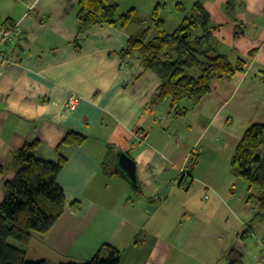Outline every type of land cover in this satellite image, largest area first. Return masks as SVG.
<instances>
[{"label":"crops","instance_id":"1","mask_svg":"<svg viewBox=\"0 0 264 264\" xmlns=\"http://www.w3.org/2000/svg\"><path fill=\"white\" fill-rule=\"evenodd\" d=\"M194 1L119 0L118 12L135 8L136 22L125 28L98 24L80 35L79 0H0V21L22 28L10 44L16 47L7 55L10 61L0 59V160L5 167L0 202L4 182L15 174V153L25 142L39 141L37 158L66 159L57 177L64 211L47 233H32L27 259L83 262L104 244L121 249V264H252L258 256L253 239L240 252L241 261L232 262L230 243L190 260L198 250L193 242L213 230L202 228L200 215L212 201L195 203L185 195L195 192L197 180L204 191L200 198H228L230 189L222 194L198 167L201 161L218 160L228 147L231 158L244 130L253 122L264 123V0H239L233 16L223 8L226 0H202L219 51L233 63L243 59L244 65L229 79H213L209 93L182 116L170 113V97L151 104L159 78L135 53L119 54L142 27L156 31L157 5L163 18L176 4L190 7ZM79 38H84L80 45ZM71 94L81 97L74 109L66 103ZM231 126L232 141L227 137L214 146V137ZM67 130L86 139L57 151ZM119 150L135 160L138 186L115 168ZM192 159L196 162L189 170ZM250 219L248 234L261 235L264 220Z\"/></svg>","mask_w":264,"mask_h":264},{"label":"trees","instance_id":"2","mask_svg":"<svg viewBox=\"0 0 264 264\" xmlns=\"http://www.w3.org/2000/svg\"><path fill=\"white\" fill-rule=\"evenodd\" d=\"M238 1L226 0L224 10L229 16H233ZM159 6L154 8L152 16L156 31L150 34V25L142 27L137 34L129 36L126 47L119 54L135 53L143 66L159 78L160 84L151 104L170 97V113L182 116L209 93L213 79L231 78L237 70L243 69L244 60L238 59L233 63L219 51L213 36L214 27L202 0H195L190 7L175 5V9L183 12L184 16L171 32L161 29L164 19L158 17ZM118 7L119 0H79L77 33L84 34L98 24L125 28L137 21L135 8L119 13ZM83 39H77V44L80 45ZM15 41L3 45L4 49L13 52L16 47L10 44ZM185 99L190 106L183 104ZM85 139L86 135L67 130L56 150L64 145H81ZM38 145L37 139L27 141L16 151L15 174L3 185L0 264H50L46 260L27 259L26 246L32 233H47L64 211L65 195L57 177L66 159L61 155L57 161L35 157L34 150ZM190 162L189 170L196 160ZM230 169L234 177L247 183L249 193L246 202L253 204L249 223L264 220V123L253 122L244 130L230 158ZM4 173L5 167L0 160V176ZM9 238L15 239L18 245L11 244ZM121 257V249L104 244L86 261L56 264H121ZM229 257L232 262L241 261L237 248L230 250Z\"/></svg>","mask_w":264,"mask_h":264},{"label":"rangeland","instance_id":"3","mask_svg":"<svg viewBox=\"0 0 264 264\" xmlns=\"http://www.w3.org/2000/svg\"><path fill=\"white\" fill-rule=\"evenodd\" d=\"M170 10H171L170 12L162 14V17L164 19V30L166 32H171L172 30H174L179 25L182 17L184 16L183 12L181 11L177 12L174 8H171ZM183 102H189V101L185 99ZM230 129L231 131H229L228 133L224 131L223 133H220L214 137L213 139L214 146L223 143L224 138L225 139L227 137L229 138V135H231L233 130H235L233 126H231ZM230 149L231 147L230 148L228 147V150L226 149L227 150L226 154L223 153L220 154L218 160L215 157H213L209 162L201 161V164L198 167V170L200 172L201 169H203V174L207 175L208 178L211 179L218 188H220L222 194L225 193L224 190L226 187H228V189H230V192L228 193V191H226V193H228L229 197L227 198L226 196L217 195V198L215 197L206 198L204 196L200 198L201 194L204 195L203 194L204 191H202L203 186L199 185L200 183L197 180L194 181L192 184L193 186L192 191L194 189L195 192L193 193L190 191L189 193H187V195H185L186 199H189V201L195 203H198L201 200L212 201V205L209 207V209L205 208L200 213V215L203 219L202 222L204 224V225L202 224V228L203 229L211 228L213 230H209L210 232L205 230L203 236L204 238H202V240L200 241L198 240L197 242H193V243H197L196 245L198 246V250L197 251L195 250V253L192 255V257H188L190 260H193V257H200V256L203 257L204 259V257L206 258L208 249L210 250H212L213 248L216 249V247H219L224 243H228V244L230 243L231 247L237 248L238 250H240V252H243L244 249L246 248L245 245H248L249 243L253 242V239L255 240L256 237L260 236L257 234H253L252 232L248 234V232L250 231L246 230L248 226L247 222L253 213V204L246 202L247 195L249 193L246 189L247 183L242 179H238L234 177L231 171L229 170ZM197 188L198 190H196ZM255 190L256 189H253L252 191ZM227 207H229L230 210H228ZM256 221L257 223L260 222L259 220ZM218 232H219V237L215 236L216 233ZM243 232L244 233L246 232L247 236L242 237ZM9 242L13 245H18V242L13 238H9ZM187 243H192V242H187ZM187 249L189 248L187 247ZM143 254L144 252L142 253L141 256L138 257H141L140 259H142ZM138 261L136 262L135 260L134 264H137Z\"/></svg>","mask_w":264,"mask_h":264},{"label":"built area","instance_id":"4","mask_svg":"<svg viewBox=\"0 0 264 264\" xmlns=\"http://www.w3.org/2000/svg\"><path fill=\"white\" fill-rule=\"evenodd\" d=\"M21 34L22 28L18 22L8 23L0 21V59L3 63H8L10 61L7 55L11 52H5L3 45L14 42V40L20 37ZM14 63H18V59H16ZM80 101V96L76 94H71L66 102L67 107L69 109H74L80 103ZM143 135V133H140L138 137L142 139ZM255 240L258 243L260 249L258 256L252 264H264V231L260 236L256 237Z\"/></svg>","mask_w":264,"mask_h":264},{"label":"water","instance_id":"5","mask_svg":"<svg viewBox=\"0 0 264 264\" xmlns=\"http://www.w3.org/2000/svg\"><path fill=\"white\" fill-rule=\"evenodd\" d=\"M115 168L130 182L132 186H138L135 160L125 151L119 150L116 152Z\"/></svg>","mask_w":264,"mask_h":264}]
</instances>
